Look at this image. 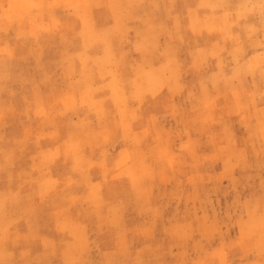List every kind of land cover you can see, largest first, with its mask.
Segmentation results:
<instances>
[{
    "label": "rangeland",
    "instance_id": "rangeland-1",
    "mask_svg": "<svg viewBox=\"0 0 264 264\" xmlns=\"http://www.w3.org/2000/svg\"><path fill=\"white\" fill-rule=\"evenodd\" d=\"M261 5L0 0V264H264Z\"/></svg>",
    "mask_w": 264,
    "mask_h": 264
},
{
    "label": "snow or ice",
    "instance_id": "snow-or-ice-1",
    "mask_svg": "<svg viewBox=\"0 0 264 264\" xmlns=\"http://www.w3.org/2000/svg\"><path fill=\"white\" fill-rule=\"evenodd\" d=\"M262 15H261V23L264 24V0H262Z\"/></svg>",
    "mask_w": 264,
    "mask_h": 264
},
{
    "label": "bare ground",
    "instance_id": "bare-ground-1",
    "mask_svg": "<svg viewBox=\"0 0 264 264\" xmlns=\"http://www.w3.org/2000/svg\"><path fill=\"white\" fill-rule=\"evenodd\" d=\"M137 2V1H136ZM155 79V78H154ZM6 106V105H5Z\"/></svg>",
    "mask_w": 264,
    "mask_h": 264
}]
</instances>
